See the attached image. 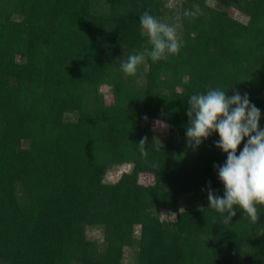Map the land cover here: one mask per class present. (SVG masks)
<instances>
[{
    "label": "trees",
    "instance_id": "obj_1",
    "mask_svg": "<svg viewBox=\"0 0 264 264\" xmlns=\"http://www.w3.org/2000/svg\"><path fill=\"white\" fill-rule=\"evenodd\" d=\"M167 3L0 0V264H264V205L225 223L206 191L224 192L219 135L186 137L188 100L210 88L247 93L264 129V0ZM145 11L173 18L178 54L152 62Z\"/></svg>",
    "mask_w": 264,
    "mask_h": 264
},
{
    "label": "clouds",
    "instance_id": "obj_2",
    "mask_svg": "<svg viewBox=\"0 0 264 264\" xmlns=\"http://www.w3.org/2000/svg\"><path fill=\"white\" fill-rule=\"evenodd\" d=\"M186 16H195L185 11ZM140 25L151 45L149 57L152 62L167 60L178 54L180 42L176 28L158 21L148 11L140 17ZM144 60L139 54L130 55L121 68L126 76H134L138 65ZM188 127L186 137L190 146L198 147L213 133H218L216 147L227 154L223 165L214 164L218 178L223 184V196L211 188L206 189L209 207L224 215V222H231L236 208L250 218L252 223L259 219L257 205H264V129L260 128L261 111L250 102L247 93L232 95L220 89L210 88L206 93L194 94L188 100ZM247 137L243 149L237 154L238 146ZM147 138L138 143V151L144 158Z\"/></svg>",
    "mask_w": 264,
    "mask_h": 264
},
{
    "label": "rangeland",
    "instance_id": "obj_3",
    "mask_svg": "<svg viewBox=\"0 0 264 264\" xmlns=\"http://www.w3.org/2000/svg\"><path fill=\"white\" fill-rule=\"evenodd\" d=\"M181 0H168L167 5L169 6H177V4H179ZM231 14L235 17L238 16L237 12L231 11ZM238 18L242 19L241 16H238ZM162 23L168 24L169 26H174L176 28V24L173 20L172 17L169 16V14H166L165 17L163 19H161ZM99 91L102 93L103 99L105 102H110V88L109 86L103 84L99 87ZM151 129L155 132L156 135L158 136H162L164 135V133L166 132V127L163 123H161L159 120H153L151 122ZM128 171V166L127 165H122L119 167H112L111 169H109L106 174H105V179L108 181H115L117 178H119V176L123 173ZM139 181L143 184H148L151 183V179L152 176L149 173H143L140 174L138 177ZM187 198H185L184 203H189L190 199L192 198L194 201H196V196L194 194L191 195H186ZM160 217L161 218H166V219H171V215H167L166 212L164 210H162L160 212ZM86 235L93 237V236H97V232L93 229H88L86 230ZM125 260H130V255L128 254V250L125 249Z\"/></svg>",
    "mask_w": 264,
    "mask_h": 264
}]
</instances>
